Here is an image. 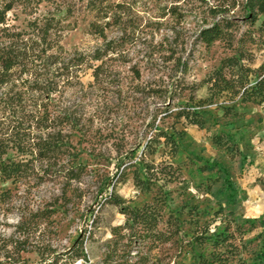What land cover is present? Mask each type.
<instances>
[{"label":"trees","instance_id":"16d2710c","mask_svg":"<svg viewBox=\"0 0 264 264\" xmlns=\"http://www.w3.org/2000/svg\"><path fill=\"white\" fill-rule=\"evenodd\" d=\"M151 1L163 13L177 17L185 3ZM214 3L207 8L213 23L197 35L206 47L223 42L233 49L237 26L227 16L236 8L250 27L264 16V0ZM138 8H142L141 3L137 6L134 0H0V217L6 221L15 210L24 213L10 227L8 237L0 233V264H29L27 256L31 254L37 255L40 264H57L55 251L45 244L43 233L55 234L52 218L57 208L67 207L71 200L67 194L88 174L87 167L78 162V146L92 140L96 145L112 142L114 157L96 151V158H105L115 169L112 190L104 201L116 207L125 219L122 227L112 230L105 264H170L171 248L179 259L191 254V264H264V216L252 220L236 217V201L226 193L232 190L229 181L214 189L221 180L217 176L214 183L205 187L216 207L209 215L197 205L177 212L168 206L170 188L185 187L180 167L172 162L185 137V128L203 130L207 124L204 116L214 104L222 111L221 118L226 119L236 116L238 107L264 102V41H250L251 46L259 45L262 53L258 66H254V55L240 40V48L222 59L198 84L186 85L183 80L173 83L175 72L185 74L186 64L170 53L169 57H159L163 64L173 62L165 78L141 84L139 69L134 65L131 70L135 83L126 89L118 83L112 90L108 87L112 67L107 63L114 59L108 56L120 55L118 61L125 63L123 54L141 40L150 25L143 24ZM79 13L82 19L77 18ZM20 18L22 24H18ZM80 22H85L86 32L99 42L89 54L68 53L62 45L66 34ZM258 33L264 37V19ZM149 48L153 55L160 47H156L157 51L152 45ZM89 70L91 82L84 86L81 76ZM199 89H205L206 95L197 100L195 93ZM100 92L103 102L95 97ZM107 93L119 98L124 95V102L130 107L138 95L160 100V106L154 109L160 115L158 125L153 118L149 129L141 137L135 135L133 141L124 131L120 136L103 133L101 125L90 131L87 125L95 119L103 123L104 113L110 112L105 102L109 99ZM167 120H171L169 125ZM178 124L182 126L180 130L176 128ZM76 135L79 139L74 142ZM211 141L218 148L239 154L224 134L213 135ZM199 171L217 174L220 167L205 163ZM127 177L136 191L151 195L149 202L132 207L115 194L116 184ZM107 182L106 179L103 184ZM45 184L57 186L58 194L32 210L29 199ZM261 185L264 187V182ZM19 197H24V202L16 206ZM183 213L184 219L180 217ZM2 221L0 226H6ZM41 229L43 233L37 235ZM255 229L259 231L248 240ZM168 246L170 249H166ZM73 252L74 258L84 257L81 244L75 245L70 253ZM132 252H136V260L129 263L127 257Z\"/></svg>","mask_w":264,"mask_h":264},{"label":"rangeland","instance_id":"374dc122","mask_svg":"<svg viewBox=\"0 0 264 264\" xmlns=\"http://www.w3.org/2000/svg\"><path fill=\"white\" fill-rule=\"evenodd\" d=\"M134 1L137 2V6L141 3L142 8L138 9L143 24L150 25L143 33L144 35H141V40L123 54L125 63L118 61L120 55L108 56L109 59H114V61L108 60L107 63L112 67L113 77L108 85L112 90L118 83L123 84L124 89L135 83L131 70L134 65L139 69L141 84L158 81L160 77L165 78L164 75L170 73L173 62L163 64L159 57H169L170 53H173L174 59L179 58L186 64L185 74L175 72L176 76H173L172 81L174 83L183 80L186 85L198 84L218 67L222 59L232 56L234 49L240 48L238 44L240 40L254 55V66H258L262 61L259 45L251 46L250 41L254 39L257 44L259 41H264V37L258 33L264 16L250 27L243 21L239 9L236 8L227 16L237 26L233 31V49L227 48V44L223 42H215L206 47L198 41L197 35L202 28L213 23L214 20L207 13V8L214 5L215 0H185V3L180 6L178 17L163 13L151 0ZM43 11L44 9L42 13ZM76 16L82 19L83 15L79 13ZM72 21V19L69 20V22ZM21 22L22 18L18 24H22ZM84 23L80 22L77 28L64 37L62 45L68 53L79 51L89 54L99 43L86 32ZM150 45L155 48L160 47L158 52L150 55L152 52ZM90 75L89 70L81 76V83L84 86L91 82ZM107 95L109 99L105 102L110 112L104 113L103 123L100 124L99 120L95 119L92 125H87L90 131H95L101 125L103 133L113 132L120 136V132L124 131L129 135V141H133L135 135L141 137L149 129L148 124L153 118H156L155 125H158L160 115L154 113V109L160 106V100L147 99L138 95L130 107L124 102V95L120 98L115 93H107ZM205 95V89H199L195 93L197 100L203 99ZM95 97L97 101H104L102 92ZM87 111L91 112V110ZM236 111V116L222 119V111L217 104H214L208 108L209 114L204 116L207 124L203 130L195 127L185 128L186 134L180 143L178 155L172 160L182 171L185 187L170 188L168 206L171 211L177 212L184 207L197 205L208 215L211 214L216 207L212 204L211 197L206 194L205 187L214 183V179L219 176L220 183L214 184V189H218L223 181H229L232 190L231 192L227 190L226 193L233 195L236 201L233 204L236 217L240 220H252L264 216V187L261 185L264 182V102L261 105L241 106ZM90 114L92 113H85L86 116ZM170 123L171 120L166 121V125ZM176 128L180 130L181 124H178ZM218 134L228 136L239 154L229 153L224 148L214 146L211 137ZM78 139L76 135L74 142ZM111 144V141H103L102 144L96 145V142L92 140L90 143L82 142L78 146L81 152L78 162L87 167L88 174L82 177L81 183L73 185L74 191L67 194V197L71 199L67 207L57 208V213L52 218L56 224L55 234L47 235L43 233V229L37 233V235L43 233L45 244H49L55 251L57 264H74L80 259L73 257L74 252L70 253L75 245L80 244L88 264H105L104 257L112 239V230L124 224L125 219L118 209L104 201L106 194L112 190L111 178L115 169L110 162L105 161V158L99 160L96 158V151H101L105 156L114 157L115 154L110 149ZM205 163L217 164L220 172L217 174L200 172L199 167ZM106 179L108 182L105 185L103 183ZM57 188L52 184H45L35 190L34 195L29 199L30 208L36 210L44 203L52 201L53 196L58 194ZM102 188L103 192H99ZM114 192L132 207H140L151 199V195L136 191L130 177L116 184ZM23 202L24 197H19L15 205L18 206ZM22 214H24L22 211L15 210L6 221H2L0 217L2 223L6 222V226H0V233L8 237L12 232L10 227L17 223ZM180 217L184 219V213ZM258 231L255 229L247 236V239H252ZM79 240L81 242L76 243ZM208 250L209 248L206 247V253ZM74 251L76 252V249ZM135 254L136 252L129 254L127 257L129 263L136 260ZM175 255L174 249L171 248L169 250L170 264L192 263L191 254L182 256L181 259L176 258ZM27 258L29 264H40L36 254L28 255Z\"/></svg>","mask_w":264,"mask_h":264},{"label":"built area","instance_id":"2783aa9c","mask_svg":"<svg viewBox=\"0 0 264 264\" xmlns=\"http://www.w3.org/2000/svg\"><path fill=\"white\" fill-rule=\"evenodd\" d=\"M74 264H88V259L86 257H82L78 259Z\"/></svg>","mask_w":264,"mask_h":264}]
</instances>
